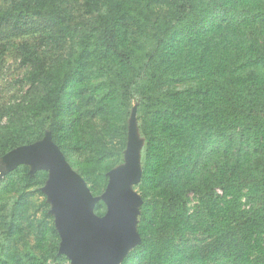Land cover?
I'll return each instance as SVG.
<instances>
[{"label":"trees","instance_id":"1","mask_svg":"<svg viewBox=\"0 0 264 264\" xmlns=\"http://www.w3.org/2000/svg\"><path fill=\"white\" fill-rule=\"evenodd\" d=\"M97 3L84 0L89 17L78 26L60 0H17L0 11V31L39 19L77 35L73 53L51 65L22 46L28 90L0 113V157L50 131L100 195L107 173L123 163L137 104L142 244L123 264H264V0ZM77 151L88 154L85 165ZM93 163L105 167L97 194ZM20 167L30 183L42 172L43 184L48 178ZM40 193L52 256L68 261ZM18 205L10 230L19 226ZM9 256L1 252L0 264H13Z\"/></svg>","mask_w":264,"mask_h":264},{"label":"water","instance_id":"2","mask_svg":"<svg viewBox=\"0 0 264 264\" xmlns=\"http://www.w3.org/2000/svg\"><path fill=\"white\" fill-rule=\"evenodd\" d=\"M144 143L135 104L123 163L107 173L108 184L101 195L93 194L50 131L42 139L0 157V181L21 165L29 167L31 176L46 171L48 178L41 191L60 237L59 254L65 255L70 264H123L142 244L138 226L143 198L135 187L143 177ZM99 202L106 206L103 215L96 212Z\"/></svg>","mask_w":264,"mask_h":264},{"label":"rangeland","instance_id":"3","mask_svg":"<svg viewBox=\"0 0 264 264\" xmlns=\"http://www.w3.org/2000/svg\"><path fill=\"white\" fill-rule=\"evenodd\" d=\"M111 1L94 0L98 2V5ZM16 2L17 0H0V11L10 8ZM83 4L84 0H60L63 10L74 18L72 20L74 26H78L80 21L89 17ZM59 29L62 28L39 19H29L20 29L8 26L0 31V113L12 112L13 110L9 107L22 102L26 97L28 90L26 76L31 68L24 62L21 49L23 45L27 44L31 52L39 55L50 65L73 53L77 45V35L73 31L60 35L57 32ZM132 33L134 39L139 37L141 43L145 42V37L137 33L134 27L131 28ZM80 153L77 151V158L85 165V161L90 158L87 157V153L83 155ZM103 166L90 164L93 181L98 182L97 189L94 190L96 194L101 191V178L105 173ZM74 168L76 169V166ZM26 172L23 167L18 168L0 186V253L11 254L10 261L14 263L15 260L17 262L21 260V264H33V262L35 264H70L69 260H55L52 256L54 240L51 237L48 222L44 218L43 201L45 198L40 193L45 185L43 184L45 174L40 173L34 182L30 183L26 180ZM88 186H94L93 182ZM136 190L140 193L139 188ZM17 202L20 204L17 207L16 219L19 226L10 230ZM243 202L246 205V199H243ZM197 205V197L192 194L189 199L190 211L193 212ZM96 212L104 214L106 207ZM26 215L28 221L23 219ZM8 259L6 258L7 262Z\"/></svg>","mask_w":264,"mask_h":264}]
</instances>
